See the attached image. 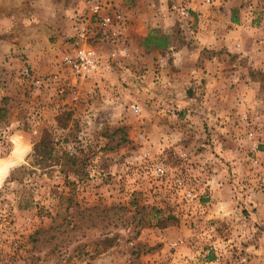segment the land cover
<instances>
[{"label": "rangeland", "instance_id": "374dc122", "mask_svg": "<svg viewBox=\"0 0 264 264\" xmlns=\"http://www.w3.org/2000/svg\"><path fill=\"white\" fill-rule=\"evenodd\" d=\"M237 2L264 63V0ZM189 3L0 0V264H264V142L256 153L243 147L232 178L212 191L203 185L208 157L187 155L152 118V92L175 53L185 66L196 49L194 66L208 58V48L190 46L200 19ZM95 4L117 24L114 40L102 35ZM150 32L165 46L145 47ZM83 46L103 61L79 79L63 58ZM237 116L245 128L261 122ZM175 174L194 188L192 200L175 194Z\"/></svg>", "mask_w": 264, "mask_h": 264}, {"label": "crops", "instance_id": "0c3cea01", "mask_svg": "<svg viewBox=\"0 0 264 264\" xmlns=\"http://www.w3.org/2000/svg\"><path fill=\"white\" fill-rule=\"evenodd\" d=\"M237 1L211 0L205 4L201 0H190V6L200 19L196 26L197 38L190 46L208 48V58L198 67L194 66L199 49L192 53L188 50L192 65L185 66L184 58H180L177 51L173 59L175 69L160 71L156 92H152L156 97L150 104L152 118L161 127L160 132L175 133L174 138L179 139L176 144L182 146L187 155L208 157V181L203 185H208L207 189L212 191L227 185L222 183L225 176L232 178L231 167L246 156L243 147H252L256 153L261 146L255 144L264 142V105L260 104L264 63L256 56L253 30L249 24L247 30L244 11ZM181 73L184 75L179 78ZM167 112L177 117L174 118L176 126L165 123L166 117L171 118ZM248 112L261 122L252 121L251 126L243 127L237 114ZM203 123L207 129L202 128ZM162 143L167 144L168 140L164 138ZM259 221L263 223L264 219L259 218Z\"/></svg>", "mask_w": 264, "mask_h": 264}, {"label": "built area", "instance_id": "2783aa9c", "mask_svg": "<svg viewBox=\"0 0 264 264\" xmlns=\"http://www.w3.org/2000/svg\"><path fill=\"white\" fill-rule=\"evenodd\" d=\"M205 3H209L210 0H203ZM101 5L95 4L92 6V14L98 19L99 27L102 29V35L114 40L118 35V26L115 24L113 18L108 12L100 13L102 10ZM171 9L176 11L177 15L185 17L188 12L185 8L181 6L172 5ZM85 26L80 25L77 28V36L80 38L85 37ZM64 63L67 65L73 76L84 79L99 71L102 64V59L98 54L92 50L90 47H76L73 52L64 56ZM129 108L133 112H138V107L136 104L131 102ZM152 173L156 176L162 178L163 182L169 180L167 179V172L161 164H155L152 168ZM171 186L180 200H185L188 202L192 200L195 196L194 188L185 180L184 176L180 174H175L171 176Z\"/></svg>", "mask_w": 264, "mask_h": 264}, {"label": "trees", "instance_id": "16d2710c", "mask_svg": "<svg viewBox=\"0 0 264 264\" xmlns=\"http://www.w3.org/2000/svg\"><path fill=\"white\" fill-rule=\"evenodd\" d=\"M149 42L151 43H153V46L155 47V48H160V47H164L165 46V37L164 36H162V35H158V36H156V34H155V32H150V33H148L146 36H145V38L143 39V41H142V44L145 46V47H147L148 45H149ZM0 110H1V108H0ZM64 157V156H63ZM66 157V156H65ZM67 158V157H66ZM68 159V161H72V165H73V158H72V156H70V158H67Z\"/></svg>", "mask_w": 264, "mask_h": 264}, {"label": "clouds", "instance_id": "9594fccd", "mask_svg": "<svg viewBox=\"0 0 264 264\" xmlns=\"http://www.w3.org/2000/svg\"><path fill=\"white\" fill-rule=\"evenodd\" d=\"M7 166L3 163V161H0V174H3L6 172Z\"/></svg>", "mask_w": 264, "mask_h": 264}]
</instances>
